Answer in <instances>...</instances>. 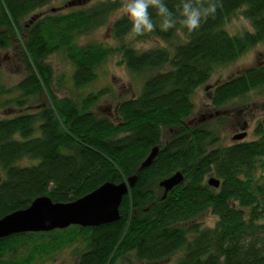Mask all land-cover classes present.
<instances>
[{
	"label": "trees",
	"instance_id": "obj_1",
	"mask_svg": "<svg viewBox=\"0 0 264 264\" xmlns=\"http://www.w3.org/2000/svg\"><path fill=\"white\" fill-rule=\"evenodd\" d=\"M52 1L0 0V50L24 73L13 86L0 80V107L25 109L0 119V218L40 196L66 203L105 182L136 181L117 220L1 238L0 264L53 260L75 246L73 264H162L176 255L173 264H264V118L254 139L227 146L214 123H188L193 96L215 69L264 41V0H128L118 16L123 0H72L66 12H38ZM238 11L252 30L231 34L226 25ZM105 25L114 46L79 43ZM150 38L162 45L135 47ZM58 52L75 89L119 57L141 78L140 92L119 99L111 118L93 109L106 87L79 101L57 97L48 61ZM262 87L264 62L214 86L208 101L219 108ZM176 172L182 182L165 193L160 181Z\"/></svg>",
	"mask_w": 264,
	"mask_h": 264
},
{
	"label": "rangeland",
	"instance_id": "obj_2",
	"mask_svg": "<svg viewBox=\"0 0 264 264\" xmlns=\"http://www.w3.org/2000/svg\"><path fill=\"white\" fill-rule=\"evenodd\" d=\"M72 0H53L50 4L40 9L38 12L58 11L66 12L69 6L75 7L69 3ZM92 1V0H91ZM80 2H77L79 4ZM84 4H87L84 3ZM131 4L128 0H123L122 8L115 13L116 16L128 13ZM226 28L229 33L237 34L243 31H251V25L245 19L241 12L238 11L230 19ZM79 43L96 42L109 46H114L115 42L111 38L109 25L102 26L90 34L80 37ZM138 49H148L156 45H162L161 42L154 38L138 41L134 43ZM11 52L0 50V80L5 86L15 85L24 73L22 65L15 60ZM119 57L109 58L99 69L97 78L88 86L75 89L70 80L69 62L64 59L62 53H54L49 57V63L54 70V83L52 92L57 97H71L75 101H79L86 93L93 92L99 88L106 87L108 92L100 97L95 106L94 111L108 117H113L114 107L119 99L134 97L140 92L141 78L130 74L123 65L117 64ZM264 62V41L258 43L245 54L240 56L234 63L215 69L209 81L198 88L193 96L195 110L189 117L188 123L195 126L200 122H208L215 124V128L219 134V144L222 146L231 145L241 141H249L255 138L254 128L256 123L264 118V87L248 93L246 96L229 101L225 105L214 108L209 99V94L214 86L224 80L239 74L244 69ZM139 91V92H138ZM27 107V106H26ZM24 108L13 106L0 107V119L9 117L12 114L21 112ZM201 117V118H200ZM200 118V121H199ZM246 132L243 139L233 140L232 137L240 132ZM28 163V160L21 162ZM1 175V171H0ZM205 225H212L213 218L205 216L201 219ZM76 246L66 247L54 256L53 260H46L36 264H73L76 260ZM177 255L171 257L162 264H173L177 259ZM117 264V263H116ZM121 264V263H118Z\"/></svg>",
	"mask_w": 264,
	"mask_h": 264
},
{
	"label": "water",
	"instance_id": "obj_3",
	"mask_svg": "<svg viewBox=\"0 0 264 264\" xmlns=\"http://www.w3.org/2000/svg\"><path fill=\"white\" fill-rule=\"evenodd\" d=\"M246 132L235 134L232 139H243ZM158 152L153 147L141 163V168L151 164ZM183 176L176 172L160 181L164 192L180 184ZM136 175L120 183L105 182L86 195L66 203L52 202L47 196L35 198L22 210H17L0 218V239L24 232H48L63 229L70 225L94 227L111 223L119 218V205L122 197L134 186ZM207 183L215 188L219 180L209 177Z\"/></svg>",
	"mask_w": 264,
	"mask_h": 264
}]
</instances>
